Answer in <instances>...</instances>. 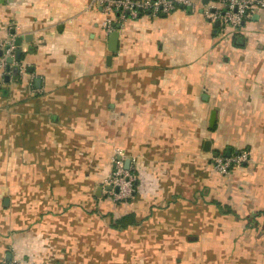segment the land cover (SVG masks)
Here are the masks:
<instances>
[{
    "label": "crops",
    "instance_id": "obj_1",
    "mask_svg": "<svg viewBox=\"0 0 264 264\" xmlns=\"http://www.w3.org/2000/svg\"><path fill=\"white\" fill-rule=\"evenodd\" d=\"M201 9L129 17L111 52L97 0H0L26 68L0 81V264H143L172 241H199L195 264H264V10L230 28ZM228 147L249 160L222 174ZM121 157L126 201L105 182Z\"/></svg>",
    "mask_w": 264,
    "mask_h": 264
},
{
    "label": "built area",
    "instance_id": "obj_2",
    "mask_svg": "<svg viewBox=\"0 0 264 264\" xmlns=\"http://www.w3.org/2000/svg\"><path fill=\"white\" fill-rule=\"evenodd\" d=\"M221 1L224 6H216ZM97 0L105 13H116L117 19L109 18L105 23L106 30L111 33L117 25L129 18H137L140 13L150 11L154 15L159 13H172L177 9L190 8L197 10L201 6L202 14L210 21L219 20L226 27L238 28L246 19L251 17L258 9L264 10V0ZM17 46L12 38L0 37V81L15 75V67L21 74L26 73V68L16 60ZM12 61L9 63L8 59ZM249 160L248 152L232 153L230 156L217 155L213 159L214 168L222 173H228L234 165H240ZM106 184L112 186L118 200L126 201L134 197L137 192L138 174L134 165L126 168L125 160L114 159L113 168L105 179ZM9 264H29L20 257H12Z\"/></svg>",
    "mask_w": 264,
    "mask_h": 264
},
{
    "label": "rangeland",
    "instance_id": "obj_3",
    "mask_svg": "<svg viewBox=\"0 0 264 264\" xmlns=\"http://www.w3.org/2000/svg\"><path fill=\"white\" fill-rule=\"evenodd\" d=\"M189 240H192V239H189ZM191 242L193 243L191 244ZM179 243L180 242L175 243V241H172L168 245L169 247L167 248L171 249V252L169 250L168 252L165 251V253L161 252L158 255L153 254L154 256L148 255L145 258L146 259L145 263L148 262V264H195L196 259L199 258V255L196 253H199V249L197 247L200 245V242L199 241L198 242L197 241H187V245L193 249L189 248L186 250L183 247L178 246ZM203 243L205 245H208L209 247L212 246V243L210 240L204 241ZM153 252H155V250ZM207 253L210 254V252H207ZM202 258L203 257L201 256L200 259Z\"/></svg>",
    "mask_w": 264,
    "mask_h": 264
},
{
    "label": "water",
    "instance_id": "obj_4",
    "mask_svg": "<svg viewBox=\"0 0 264 264\" xmlns=\"http://www.w3.org/2000/svg\"><path fill=\"white\" fill-rule=\"evenodd\" d=\"M208 1L209 0H203L204 3H207ZM220 24H221V22L219 20L215 21V25L216 26H219ZM119 27H120V25H117V29L109 34L108 43H109V50L111 52H115L117 50L118 41H119V30H118ZM217 32H218V29L216 30V33ZM22 42H23V36H21V35L17 36L16 39H15V44L18 46V48L16 50V60H18V61L21 59V55H22V49H21ZM110 56H109V58H110ZM11 61H12V59L9 58L8 62L10 63ZM14 70L16 72L17 68H15ZM6 79L8 81V77H6ZM215 119H216V113H215V111H213L211 113V124H210L211 127L214 126ZM210 144H211L210 141H206V143H205V145H206L205 149L208 150V151L210 150ZM218 154H219L218 151H215V156H217ZM231 154H232V149H231V147H228L226 149L225 155L230 156ZM130 163H131V160L129 158L125 159L126 168H129ZM106 189H110L111 190L112 186L109 185V186L106 187ZM98 191H100V192L103 191V187L102 186L98 187ZM10 257H9V259H10Z\"/></svg>",
    "mask_w": 264,
    "mask_h": 264
},
{
    "label": "trees",
    "instance_id": "obj_5",
    "mask_svg": "<svg viewBox=\"0 0 264 264\" xmlns=\"http://www.w3.org/2000/svg\"><path fill=\"white\" fill-rule=\"evenodd\" d=\"M240 35V29L236 30L233 35V41L236 45H241L243 38L238 37ZM224 154V153H223ZM137 221L133 213L124 214L119 218L111 220V227L113 228H127L130 225L135 224Z\"/></svg>",
    "mask_w": 264,
    "mask_h": 264
}]
</instances>
